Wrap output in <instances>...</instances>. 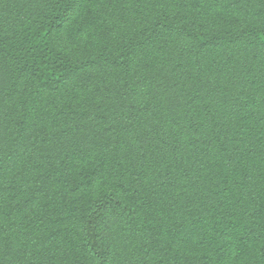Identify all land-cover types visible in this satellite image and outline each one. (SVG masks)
Returning <instances> with one entry per match:
<instances>
[{
	"label": "trees",
	"instance_id": "1",
	"mask_svg": "<svg viewBox=\"0 0 264 264\" xmlns=\"http://www.w3.org/2000/svg\"><path fill=\"white\" fill-rule=\"evenodd\" d=\"M0 264H264V0H0Z\"/></svg>",
	"mask_w": 264,
	"mask_h": 264
}]
</instances>
